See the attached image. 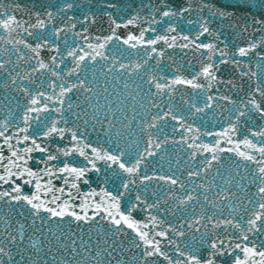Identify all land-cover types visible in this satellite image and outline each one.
<instances>
[{
    "label": "snow or ice",
    "instance_id": "snow-or-ice-1",
    "mask_svg": "<svg viewBox=\"0 0 264 264\" xmlns=\"http://www.w3.org/2000/svg\"><path fill=\"white\" fill-rule=\"evenodd\" d=\"M102 6L113 7L111 4ZM73 7L74 5L69 3L61 7L60 11L66 12ZM143 7L145 5H141V8ZM233 7L264 9V0H236ZM19 8L20 6L17 4L13 7V11L19 10ZM147 8L148 14L146 16L137 12L124 25L113 18L114 28L111 34L105 38L107 43L102 44L100 38H97V44L89 43V49L95 52L97 46L105 48L109 41L115 39L121 43H127L129 47H136L137 41H140V44L144 48L150 49L152 53L157 52V44L167 45L168 48H179L184 54H187L188 51H191L194 56L199 53L200 67L191 79L177 76L171 83L165 80V83L161 84L156 82L158 78L153 74L147 80L149 85H154L157 94L167 95L170 100L173 88L177 85L190 86L198 91L210 90L214 83L221 82L217 73L220 66L225 64L239 69L238 75L242 79L252 80L254 78L253 86L247 92H243L238 101L228 96H209L211 100L222 99L235 106L229 116L230 127L222 132L214 133L218 137L216 145L221 143L219 138L227 137L224 143L229 144V148H218L216 145L209 147L206 144L196 143L199 139L198 130L185 124L183 119H178L171 103L167 104L168 110L163 111L161 105L157 104L155 100H151L150 97L146 103L150 107L156 108L157 111L150 118L147 112L144 113V123L141 125V129L148 138L147 146L142 153L139 151L138 144L137 152L133 156L121 148L118 141L115 145V148L118 149L116 152L84 142L81 138L82 134L78 130L66 129L60 124L61 122L69 123L64 118V97L79 92L80 95L84 96V99L91 102L92 97L87 96L86 93L91 92L92 89L86 86V78L82 80L80 73L84 70L83 65L87 61L91 60L95 64L96 57L88 56L81 57L79 60L74 59V66L69 71L64 72L63 75L56 71L64 63L63 58L58 61L56 56H52L50 58L51 65H46L37 60L39 69L48 71V78L41 79L37 83L32 78V74L37 71V68L32 65V73L24 70L23 79L27 80L28 85L35 84L38 90H45H39L37 95H33L28 87L17 85V92L22 93L29 101L25 105L27 111L23 113V126L16 125L15 120L0 124V264H25V262L26 264H47L48 255L51 254L53 260L57 259L54 248L55 250H64L63 258L58 261V264H72L73 260H75V264H111V258L117 256V253H120V256L117 257L116 264H125V260L122 258L123 237L126 235L123 231L124 228L130 229L135 234L131 238V245L140 252V255L136 257L137 264H157L161 258L167 261V264H222V262L225 264H264V239H261L264 237V195H260L252 208L249 209L247 205L251 204L252 200L248 197L247 189L243 183L247 177L240 174L239 166L233 168L231 161L221 165L219 155L221 152H232L231 133L240 132L241 118L243 121L249 120L251 114H255L261 121H264V75L245 71L242 67V61L236 59L237 56L251 59V56L256 55L257 48H264V37H261L258 43H250L246 47L241 46L235 51H231L227 43L220 38V35L210 28L209 20L205 19L203 14L207 10L210 17L231 19L236 17L235 12L221 10L216 4H208L204 0L192 4L184 0L179 9L170 5L168 0H159V3L156 4L149 0ZM185 13L188 14L187 19ZM193 13L195 16L192 15ZM106 14L113 15L112 13ZM46 17L47 20L37 15L32 21L13 15L0 7V27L19 36L30 53L37 52L44 45L37 43L36 47L32 48L31 42L26 41L23 37H31L33 41L43 42L46 40L48 37L43 30L48 21L54 20V15L49 11L46 13ZM94 18L95 13L92 14L91 21L84 19L82 22L85 24L94 23ZM66 19L72 21L73 18L67 16ZM185 20L190 27L187 34L178 31L182 27L180 21ZM173 21L176 23L174 24ZM156 25H163L161 32L158 33ZM255 25L264 28V18L251 16L250 21H245L242 26L237 25V27H240L241 32H246L250 27L254 31H260L259 28L254 27ZM122 26H136L139 29L138 34H128L124 37L117 35L115 30ZM75 28V22L65 23L62 28L53 31L52 35L59 38L62 32L68 33ZM148 33L153 34L151 38H147ZM82 36L87 38V29L84 30ZM206 36L211 37L216 42L204 43L203 38ZM50 50L53 52L60 51L59 48ZM67 55L75 58L78 53L69 50ZM99 55L101 59H108L103 53ZM159 55L163 56V52H160ZM148 59L150 60L152 57L150 56ZM258 59L264 61V55H259ZM31 60L30 54L20 56L16 67H19L21 61L30 63ZM257 67L264 72V65H257ZM108 71H112V68H109ZM5 72V65H0V73ZM6 73L8 79H5L0 87L10 89L12 85L17 84L20 74L18 72L13 74L12 71ZM65 76H76L78 83L68 85L67 81L63 79ZM57 80L60 81L59 84L55 82ZM124 87L127 89L128 85L125 83ZM57 88L59 89V96H54ZM47 89H51V94L46 91ZM3 99L9 103L12 101V97L9 96H5ZM132 99L135 97L133 96ZM19 106L17 104V107ZM144 106L141 104V107ZM190 106L197 112L204 110L195 104ZM72 107L73 105L69 101L67 108L71 109ZM76 107H81V104L77 103ZM206 107L211 108L212 104H206ZM53 113L57 114L60 119H53ZM79 115L77 114V116ZM233 115L236 119L235 124L232 122ZM84 117L86 118L85 123H89L87 112H84ZM96 118L95 115L92 116L93 120ZM169 120L175 121L177 125L181 126L184 137L180 141L173 140L171 142L187 145L192 150L189 155L190 161L197 160L198 153L200 155L205 151L211 153V159L206 157L204 160L206 166L203 171L204 176L209 177L206 180L207 187L204 183H194L192 188L188 189L186 182L181 181L175 175H142V164L147 161V158L156 156L157 150H163L164 146L169 143L168 134L165 132ZM34 121H50V126L45 123L46 131L37 128L33 133H29ZM9 123L13 127H18L19 131L16 133L9 132ZM153 129L156 132L151 131ZM258 129L257 131L248 129V133L242 139L247 140V136L250 134L253 137H259L264 142V123L260 124ZM175 130L174 127L173 132ZM41 131H43V137H40ZM21 133H23L22 136ZM187 133L192 134L190 138L187 137ZM66 134H70L68 143L64 146L57 145L54 150L49 145L38 142L40 138L63 141ZM105 134L109 138L106 141L108 143L112 133L108 131ZM116 135L119 136L121 133L117 132ZM161 136H163L162 140ZM29 143L31 146H27ZM20 145L25 146L20 147ZM69 145L74 146L70 147ZM34 152L43 155L34 157L32 155ZM73 155L82 157L86 166L73 165L67 159L62 165L52 163L59 161L61 157L68 158ZM125 157L129 158V162H125ZM98 162L104 165L103 169ZM213 162L219 165L214 173L210 172V169L213 168ZM251 162L254 166L252 183L259 189L260 193L264 194V154L252 157ZM221 168L224 170L221 171ZM109 169L112 176L121 180L119 187L124 189V192L118 191L117 194H112L107 188L102 187L99 192L93 190L86 195L81 193L80 184L88 185L90 183L89 173L100 177L101 184H106L109 179L106 170ZM186 171L189 182L194 177H201V172L193 170L191 167H188ZM257 172L259 175L256 174ZM122 177L125 179H121ZM217 178L222 183L218 184ZM137 179H139V185L156 180L172 186L168 189L172 193L171 202L164 199L162 204L155 202L147 204L140 195H137L136 201L138 204H143L144 208L141 209L138 204H133L127 212L121 211L122 198L130 187L139 186ZM57 181L61 182L60 186H57ZM214 187L218 188L219 191L210 195ZM28 189L32 191L28 192ZM72 189L76 191L73 192ZM177 191L186 193L187 200L178 197ZM198 191H202V197L191 194ZM227 193H231V195ZM97 195L101 196L98 202L87 203L90 197L94 198ZM81 196H83V202L75 203L81 199ZM177 200L179 203H176ZM209 200H211V204H209ZM193 201L200 208V212L193 211L190 215L186 208ZM3 205H8L7 213L4 212ZM161 207H164L165 211L173 216L178 209L184 211L176 222L164 219L157 220V217L151 215L150 211L155 209L159 212ZM226 209L228 211L225 215ZM89 211L91 215H89ZM141 211L149 212V215L138 222L133 213ZM16 217H21V219H16ZM66 217L70 218V221H66ZM53 222L57 228H62L65 222L75 223L77 227L93 222L97 226L103 223L105 231L98 234L95 240L91 236L85 238L81 234L87 231L84 229H81L80 233L72 231L65 237L60 232L53 231L51 227ZM45 228H47V234H45ZM157 228L160 230L157 231ZM26 229L29 230L30 234H25ZM189 230H191L190 237ZM117 235L121 236V240L116 239ZM173 237L183 238L184 248L179 247L177 240ZM161 239L165 241L164 247L175 248L176 255L180 257L175 262L161 246ZM48 245H52V247H48ZM185 249H187V254ZM27 251L32 254L24 255ZM42 251L45 253L43 257H41ZM68 257L72 259H68ZM77 257H79L78 260Z\"/></svg>",
    "mask_w": 264,
    "mask_h": 264
},
{
    "label": "water",
    "instance_id": "water-1",
    "mask_svg": "<svg viewBox=\"0 0 264 264\" xmlns=\"http://www.w3.org/2000/svg\"><path fill=\"white\" fill-rule=\"evenodd\" d=\"M153 4L159 3V0H151ZM170 5L175 6L177 9L184 3V0H168ZM199 0H187V3H198ZM208 4H216L221 10H228L236 13V17L228 18H217L210 17L207 10L204 12V18L209 20L210 28L220 35V38L225 41L228 45L229 50L235 51L241 46H248L250 43H258L261 37H264V28L260 25H255V28H259L260 31H254L253 28H248L246 32H241L240 27L245 21H250L251 16H256L257 18H264V9H250L246 7H233L236 0H204ZM73 4L74 7L66 12L60 11V8L67 5ZM149 0H0V7H3L7 12L12 13L21 18H27L28 20L34 21L36 16L47 20L46 13L51 11L54 15V20L48 21L46 28L43 30L47 39L43 42L33 41L31 37L24 36L26 41L31 42V47L35 48L37 43H43L37 52H29L21 38L16 36L14 33H10L6 28L0 27V65H5V71H12L13 74L18 72L20 74V79L17 80V84L12 85L10 89H5L0 87V124L5 121L15 120L16 125L23 126V113L27 111L25 105L29 101L25 98L22 93H18L16 90L17 85L21 87H28L33 95H37L39 90L35 84L28 85L27 80L23 79V72L27 70L32 73V65H35L37 71L32 74V78L39 83L41 79L48 78V71L39 69V65L36 63L37 60L42 61L46 65H51V57L56 56L59 61L63 58L64 63L60 65L56 71L60 72L62 75L64 72L69 71L74 66V59H81V57L95 56L96 63L93 64L91 60L87 61L83 68L84 70L80 73V78L83 80L86 78V86L92 89L91 92L86 93L87 96H91V102L84 99V96L80 95L79 92L75 94H69L64 97V118L69 121L68 124L61 122L60 126L78 130L82 134V140L87 143H91L93 146L98 148H104L105 150L111 149L113 152L118 151L115 148L117 141L121 148L125 149L129 155H135L137 152V144L139 146V151L142 153L144 148L147 146V135L142 132L141 125L144 123V113H148L150 118L153 113L157 111L156 108L150 107L146 103L148 97L151 100H155L157 104L161 105L163 111H167V104L171 103L175 114L178 119H183L185 124L191 125L193 129L198 130L197 135L199 139L196 141L198 144H206L209 147L216 145L218 137L214 133L222 132L230 127L229 116L232 114V110L235 107L232 104H228L222 99H209V96L219 97L228 96L232 99L239 100L243 92H247L255 83V79L245 80L238 75L239 69L232 67L231 65L225 64L220 66V70L217 76L220 83H214L210 90L198 91L192 89L190 86L177 85L174 86L172 91L171 100L169 96L163 94H157L154 85H149L147 80L155 74L158 78L156 82L161 84L171 83L173 79L177 76L181 78L191 79L193 74L196 73L200 67L201 59L199 53L195 56L191 51L184 54L179 48H168L167 45L157 44V52L152 53L150 49L144 48L140 41H137L136 47H129L127 43H121L118 40H111L108 42L105 48L97 46L96 51L93 52L89 49V43L97 44V38H100L102 44L107 43L105 38L108 37L114 25L112 24V19L115 18L118 23L124 25L127 23L132 16L137 12H140L142 16L148 14L147 4ZM19 5V10L13 11L15 5ZM111 4L113 7H103L102 5ZM79 5V7H76ZM141 5L145 7L141 8ZM95 13V22H89L87 24L83 23L84 19L92 20V14ZM106 13H112V16ZM195 16V13L192 14ZM71 16L72 21H67L66 17ZM7 18V17H5ZM185 18H188V14L185 13ZM76 23V28L72 29L71 32L61 33L60 37H55L52 32L58 30L64 26L65 23ZM175 24L176 21H173ZM182 31L187 34L190 31V27L187 25L186 20L180 21ZM146 26V25H145ZM158 33L162 31L163 25H156ZM87 29V38L82 36L84 30ZM34 31H36L34 29ZM116 34L124 37L128 34H138V27L128 26L120 27L116 29ZM152 33L147 34V38L152 37ZM67 41V43H65ZM204 43L216 42L212 40L211 37H204ZM59 48V52H53L50 49ZM76 51L78 53L77 57L73 58L67 55L68 51ZM163 52V56L159 55ZM100 53H103L108 59H101ZM30 54L32 60L30 63L20 62L19 67H16L18 57L27 56ZM259 55H264V48H257L256 55L249 58L236 57L242 61V67L245 71L256 72L257 75H264L262 69L257 67V65H264V61L258 59ZM152 59H148V57ZM112 68V71H108ZM0 73V84L3 83L5 79H8L7 73ZM63 79L67 81L68 85L78 83L76 76H65ZM57 84L60 83L59 80L55 81ZM10 83V80H9ZM125 83L128 88L125 89ZM51 94V89L46 90ZM5 96L12 97L11 103L3 98ZM54 96H59V89L57 88ZM135 99H132V97ZM71 102L73 107L71 109L67 108V103ZM77 103L81 104V107H76ZM17 104L20 106L17 107ZM144 104V107H141ZM195 104L199 106L203 111L197 112L190 105ZM206 104H212L211 108H207ZM59 107V105H57ZM84 112H87V119L89 123H85ZM77 114H80L77 116ZM34 115V114H33ZM95 115L97 118L92 119ZM53 119H60V117L53 113ZM240 125V132L231 133V146L232 152L219 153L221 160L220 164L224 165L228 161H231L232 167L235 168L239 166L240 174L247 177V180L243 181L245 188L247 189L248 197L252 200L251 204H248L249 209L252 208L256 200L259 199L260 193L259 189L252 183V177L254 172V166L251 162L252 157H258L264 154V142L261 141L259 137H253L252 135L247 136V140L242 139L244 135L248 133V129L252 131H257L258 126L264 121H261L255 114H251L249 120H244L243 118ZM232 122L235 124V115L232 117ZM47 123L50 126V121H34L32 127L29 129V133L37 128H42L43 131L47 129L44 128V124ZM103 127H102V126ZM175 127V132L173 128ZM9 132L16 133L19 131L18 127H13L9 123ZM43 131L40 133V137H43ZM110 131L112 133L111 140L106 136V132ZM156 132L155 129L151 130ZM119 132L121 135L117 136L116 133ZM165 132L168 134L169 143L164 146L163 150H157L156 156H151L147 158V161L142 164V175L148 176H162V175H175L179 177L181 181L186 182L188 189H191L193 184L204 183L207 187L206 180L209 177L204 176V160L207 157L211 159V153L205 151L202 155L198 153V159L190 161L189 155L191 149L184 144L172 143L171 141H180L184 137L182 136V128L177 125L175 121L169 120L165 128ZM21 136L23 133L20 134ZM191 133H187V137H191ZM163 136H161V140ZM221 143L216 145L218 148H229V144L224 143L227 137L219 138ZM70 140V134H66L65 140L61 141L59 139H49L44 140L42 138L38 139L39 143L49 145L51 149H55L57 145L64 146ZM14 142V141H13ZM191 142V141H190ZM131 145V147H129ZM25 145H20L24 147ZM27 146H31L30 143ZM70 147L74 145H69ZM91 154V153H90ZM244 154H247L246 156ZM34 157H41L43 154L39 152L32 153ZM65 159L71 161L73 165L76 166H86V162L82 157L78 155H73L68 158H63L59 161L52 162L53 164L62 165ZM171 161V164H169ZM187 161V163H186ZM125 162H129V158L125 157ZM99 166L103 169L104 165L98 162ZM163 165V167H161ZM215 162H213V168L210 172H215L216 167H218ZM36 167H39L36 165ZM191 167L193 170L200 171V178H193L191 182L188 181L186 169ZM224 169L221 168V171ZM106 174L109 179L106 184L100 183V177L95 174L89 173L90 183L88 185L80 184V191L83 194H87L89 191L95 190L99 192L102 187L107 188L112 194H117V192H124V189L120 188V179L112 176L111 170H106ZM259 175V173H256ZM125 179V178H121ZM57 186H60L61 182L57 181ZM217 183L220 184L222 181L217 178ZM137 185H139V179H137ZM172 187L170 185H165L159 181L153 180L147 182L146 184L137 186H132L124 194L122 198L121 211L127 212L131 205L138 204L136 201V196L140 195L141 198L147 204L158 203L162 204L164 199H168L171 202L172 193L168 189ZM31 192V189L27 190ZM75 192V189H72ZM219 189H213L210 195H214ZM155 192V195L153 193ZM193 195H200L202 197V191L197 193H191ZM231 195V193H227ZM176 195L184 200H187V194L184 192L177 191ZM243 195V193H241ZM101 199V196L97 195L94 198H89L87 203L94 204ZM83 202V196L75 203ZM179 203V200L176 201ZM225 203H227L225 201ZM211 204V200H209ZM3 210L5 213L8 212V205H3ZM141 209L144 208L143 204H138ZM175 208V205H173ZM259 210V209H257ZM78 211V209H77ZM184 210L178 209L175 216L165 211L164 207H161L159 212L155 209L150 211V214L157 217V220H170L176 222L177 218L182 215ZM188 214H192L193 211L196 213L200 212V208L196 205L195 201L190 202L186 208ZM227 209L225 210V215L227 214ZM42 215H47L46 213H41ZM89 215L91 212L89 211ZM149 212L141 211L139 213H133V216L137 221H141L142 218H147ZM199 218V217H196ZM16 219H21V217H16ZM66 221H70V218H65ZM99 220V217L97 218ZM183 222V221H180ZM30 223V221H29ZM39 223V221H37ZM149 223H151L149 221ZM35 227V226H33ZM53 231L60 232L67 237V234L72 231L81 232V229L87 230L81 234L87 238L91 236L93 240L98 234H102L105 231V225L103 223L97 224L95 222L90 224H81L79 227L75 223L65 222L62 228H57L56 224L53 222L51 224ZM167 227V225H165ZM199 227V226H197ZM157 231L160 229L157 228ZM126 235L123 237L124 248L123 259L125 264H137V259L140 255L139 250L131 245V238L134 237V233L127 228L123 229ZM203 231V229H201ZM25 234H30L29 230H25ZM45 234H47V228H45ZM111 235V233H109ZM197 235H199L197 233ZM191 236V230H189V237ZM116 239L121 240V236L117 235ZM138 239V238H137ZM177 240L179 247L184 248V239L173 237ZM264 239V237H261ZM27 243V241H25ZM165 241L161 239V246L164 247ZM52 247V245H48ZM54 248V246H53ZM164 250L168 253L169 257L175 262L179 259L175 253L174 247H164ZM187 254V249H185ZM32 254L30 251L24 253V255ZM54 254L57 257L56 260L52 259V255H48L47 264H58V261L63 258L64 250H55ZM45 253L41 252V257ZM117 256L111 258V264H116ZM68 259H72L68 257ZM77 260L79 257L76 258ZM26 264V262H25ZM75 264V260L72 261ZM157 264H167L163 258L157 262ZM225 264V262H222Z\"/></svg>",
    "mask_w": 264,
    "mask_h": 264
}]
</instances>
